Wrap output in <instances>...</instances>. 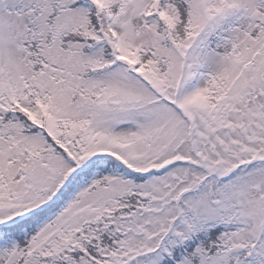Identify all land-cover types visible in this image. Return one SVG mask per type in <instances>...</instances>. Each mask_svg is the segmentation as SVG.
I'll list each match as a JSON object with an SVG mask.
<instances>
[{"label":"snow or ice","instance_id":"1","mask_svg":"<svg viewBox=\"0 0 264 264\" xmlns=\"http://www.w3.org/2000/svg\"><path fill=\"white\" fill-rule=\"evenodd\" d=\"M0 264H264V0H0Z\"/></svg>","mask_w":264,"mask_h":264}]
</instances>
